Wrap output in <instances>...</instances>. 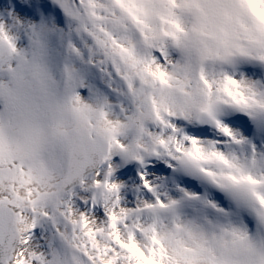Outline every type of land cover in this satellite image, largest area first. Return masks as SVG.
I'll return each instance as SVG.
<instances>
[{
  "label": "snow or ice",
  "instance_id": "1",
  "mask_svg": "<svg viewBox=\"0 0 264 264\" xmlns=\"http://www.w3.org/2000/svg\"><path fill=\"white\" fill-rule=\"evenodd\" d=\"M0 264H264V0H0Z\"/></svg>",
  "mask_w": 264,
  "mask_h": 264
}]
</instances>
